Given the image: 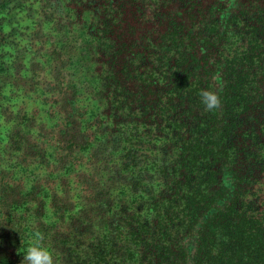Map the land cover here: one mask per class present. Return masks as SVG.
Instances as JSON below:
<instances>
[{"label":"trees","instance_id":"obj_1","mask_svg":"<svg viewBox=\"0 0 264 264\" xmlns=\"http://www.w3.org/2000/svg\"><path fill=\"white\" fill-rule=\"evenodd\" d=\"M37 232L57 264H264V0H0V264Z\"/></svg>","mask_w":264,"mask_h":264},{"label":"clouds","instance_id":"obj_2","mask_svg":"<svg viewBox=\"0 0 264 264\" xmlns=\"http://www.w3.org/2000/svg\"><path fill=\"white\" fill-rule=\"evenodd\" d=\"M199 103L206 113L218 111L222 106L218 93L208 89L200 91ZM20 264H57L56 254L45 244L43 234H35V239L22 255Z\"/></svg>","mask_w":264,"mask_h":264},{"label":"rangeland","instance_id":"obj_3","mask_svg":"<svg viewBox=\"0 0 264 264\" xmlns=\"http://www.w3.org/2000/svg\"><path fill=\"white\" fill-rule=\"evenodd\" d=\"M22 26H25V24H22ZM27 107H28V108H31L32 106L28 104V106H27Z\"/></svg>","mask_w":264,"mask_h":264}]
</instances>
